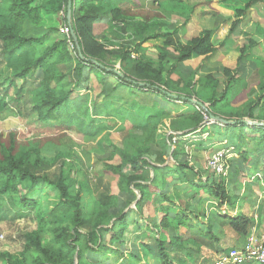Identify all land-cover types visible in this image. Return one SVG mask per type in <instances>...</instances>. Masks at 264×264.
I'll return each mask as SVG.
<instances>
[{
    "label": "trees",
    "instance_id": "obj_1",
    "mask_svg": "<svg viewBox=\"0 0 264 264\" xmlns=\"http://www.w3.org/2000/svg\"><path fill=\"white\" fill-rule=\"evenodd\" d=\"M253 1L247 0L239 8L231 5L235 10V19L231 22L229 30L238 23ZM122 3L123 0H0V64L2 71L6 73L0 85L3 86V82H7L16 87L18 93L28 94L25 102L29 103L30 109L22 113L21 117L28 122L50 127L54 131L59 129L61 132L58 130L54 136L50 137L57 144L64 145L58 149L53 159H48L42 151L47 146H51L50 143L40 145L35 139L17 142L16 133L13 130L8 132L9 141L5 143L1 140L0 133V200L3 199L8 204V208L13 209L15 214L20 216L23 215L22 211L16 212V208L23 211L37 210L36 213H38L37 203L41 201L34 197L33 193H21L23 190L20 189L22 188L20 185L23 182L28 181L30 187L44 182V185L51 186L52 191H55L57 195L53 206L43 209L42 216H38L37 226L23 233L21 250L0 251L1 264L114 263L111 261L112 256L121 251L119 247L125 243L124 231L128 225L127 221L131 213L129 211L135 209L138 215L147 217L143 203L148 199L151 200L150 189L155 186L162 191L159 173L164 171L170 173L176 169L182 173V179L185 178V172L189 173V171L200 175L201 171L190 165L187 160H178L179 154H186L176 143L181 141L183 135L193 132L204 124L203 110L207 115L233 121V124H228L217 120L212 126L222 131H208L209 136L217 133L226 138L241 139L239 143L233 141L229 145H233L244 159L249 152L264 153V122L254 123L248 118H252L253 110L259 107V114L264 119V100L261 102V98L264 97L258 95L252 98L241 110L233 107L229 101L232 90L230 80L238 78L237 71L226 69L228 80L223 84L211 76H196L187 79L182 86L178 87L168 79V75L175 71L178 62L214 52L211 36L216 27L203 30L182 44L173 39L174 33L162 31L160 28L162 24L167 28L172 27L173 23L166 19L154 21L133 19L125 15L121 7ZM159 5L165 11L183 16L185 19L191 11L183 0H163L159 1ZM98 23L106 25L112 36L99 39L94 33V25ZM61 24L69 28V32L65 35L59 34ZM123 30H130L129 40L122 39ZM48 37L52 38L50 44L39 53L32 46L30 49L25 47L27 44L38 43ZM159 37L165 39L163 46L158 47L159 54L155 60L157 66H154V60L142 53L140 55L137 53L146 50L145 43L155 41ZM172 41L175 43L170 52L167 46ZM69 43L76 51L75 57L69 50ZM109 45L112 48H109ZM115 57L122 64V70L127 68L135 76L127 74L119 77L112 71H105L106 67H114L113 63L117 60L114 59ZM93 60L104 67H96L99 72L114 74L120 84H127L133 89L160 93L168 99L193 98L199 102L196 104L199 109L183 114L179 118H172L168 127L162 124L157 125L159 124L157 119H160L162 115L151 117L144 125L132 126L124 133L119 144L112 142L110 131L106 133L104 139L111 143L113 150L106 158H97V162L101 164L102 172L115 177L117 193L110 188L103 208L97 207L101 200L93 199L92 202L84 198L83 192L88 193L86 185L72 176L74 164L72 147L77 143L64 131L71 128L74 117L77 119L84 115L89 116L90 123H94L97 119L92 116V110L90 115L87 101L70 110L73 107L69 99L70 94L78 86L77 81L86 77L88 68L95 66L92 64ZM169 61L172 63L168 66ZM69 64H73L75 69L76 80L74 81L64 69ZM85 67L87 71L83 69ZM34 74H37L38 80L32 87L26 89L21 85L17 88L16 80L25 81L24 79ZM65 77L71 82L70 87H66ZM139 82H144L145 85L141 86ZM20 102L16 104L20 106ZM78 110L77 115L75 111ZM71 111H73L72 119L64 120V116ZM83 125L81 121L78 129L81 133L86 132ZM85 126L89 127L88 122ZM187 128L190 130L187 131ZM178 132L182 133L176 135ZM172 137H178V139L172 142ZM99 140L102 141L103 137ZM154 144L161 145L163 150L171 153L176 163L174 169H169V166L164 164V160L160 165L153 164L149 153ZM60 157H63L64 161L56 180L34 172L33 169ZM258 162L254 165L262 167L264 172V163ZM82 177L84 178L83 174ZM223 177L217 176L200 181L207 192L217 199L219 207L231 200ZM73 182L77 183L76 188ZM134 191L137 195H134ZM120 195L126 197V203L117 210V198ZM162 195L167 196L164 193ZM1 213L2 210H0V217H7ZM182 213L179 215L178 224L185 221ZM168 221L167 215L163 216V220L158 225L147 220L148 228L155 230V234L151 242L140 241L138 245L128 250L125 255L131 264H150L149 258H154L161 264H192V258L198 250L195 244L197 242H194L191 248L190 243H187L189 240L185 241L180 235L166 236L162 232L168 230ZM253 224L254 219L242 212L235 216L225 215L222 221V225L228 226L245 239ZM207 232L204 236L208 234L214 242L218 240L211 226L208 227ZM89 252L97 253L98 256L87 261ZM202 263L209 262L205 259Z\"/></svg>",
    "mask_w": 264,
    "mask_h": 264
},
{
    "label": "crops",
    "instance_id": "obj_2",
    "mask_svg": "<svg viewBox=\"0 0 264 264\" xmlns=\"http://www.w3.org/2000/svg\"><path fill=\"white\" fill-rule=\"evenodd\" d=\"M151 1L161 8L159 1L161 2L163 0ZM183 1L191 10L186 19L183 16L175 15V13L170 14L176 19L171 18V16H169V19L163 17H134L130 9L137 7V5L130 0H123L121 7L125 15L133 19L143 21L166 19L170 21V23H173V26L167 28L162 24L160 27L161 30L174 33L173 39L178 40L182 44L197 36L201 31L211 30L213 27H216L211 36L214 52L178 62L175 71H172L168 75V79L173 85L180 87L187 79L196 76H211L223 84L228 80V75L225 70L230 69L237 71L239 78L234 77L235 79L230 80L232 90L229 101L233 107L241 110L245 108L252 98L258 95L264 97V0H254L232 30L229 29L231 22L235 19V10L231 5L239 8L247 0ZM203 3L208 5L209 8H205ZM99 24L101 23L95 24L94 28ZM119 25L121 26V24ZM172 28L175 29L173 30ZM102 31L104 32L100 34L94 32L99 39L112 36V33L108 32L106 25ZM123 33L122 39L129 40L130 30H123ZM164 39V37H159L155 41L144 44L146 47L144 51L147 52L151 49L155 54V57L147 55V57L154 60V66H157L155 60L159 54L158 47L163 46ZM174 43L172 41L167 46V50L172 52ZM108 47L112 48L110 45ZM140 54L139 52L137 53V55ZM114 63L113 68H104L96 61H92V64L95 66L88 68L89 71L86 77H82L77 81L78 86L69 96L70 103L74 109L77 108L76 106L87 101L90 115L92 110V116L94 117L105 116L107 118L112 117V120H119L121 131L125 132L132 126L144 125L148 119L159 115L162 116L160 119H157V122H159L157 125L162 124L168 127L169 121L172 118H179L181 115L197 109L196 99H168L160 93L133 89L127 84H120L114 74H107L106 72L102 74L103 72H99L96 68L101 67L105 71H112L119 77L127 74H130L132 77L135 76L127 68L122 70L121 68L123 66L119 61H115ZM170 63L172 61L167 63L168 66ZM117 65L119 69L116 67ZM83 69L87 71V67ZM96 71L102 75L96 76ZM110 75H113L115 78H109ZM139 84L141 86L145 85L144 82H139ZM75 86L76 84L74 83ZM172 93L175 92L172 91ZM263 100L264 98H261V102ZM199 101L203 102L201 99ZM133 107H136V109ZM259 113L260 109L258 107L253 110V117L248 118L254 121V123L259 121L264 122V119L261 118ZM221 116L223 117L224 115ZM126 121L129 123V127H126ZM186 130L189 131L190 128ZM208 131L217 132L222 130L212 126V124L210 126L202 124L198 129L186 133V136L181 137V141H178L176 145L182 149L196 143V146H202V149L206 150L210 146H213V142H222L223 145H227L228 142H236L235 138H226L222 134L215 133L209 136ZM183 132L186 131L183 130ZM180 133L182 132H178L176 135H180ZM194 139L196 140L194 141ZM236 151L239 153L238 150ZM198 152L199 150H196L195 153ZM239 154L237 155L234 151L231 152L229 159L232 158L228 160L231 167L228 170V174L223 177L227 194L231 200H228V203L219 207L217 199L210 195L203 187L204 184L200 182L206 178L216 177V175H213L214 173L211 169L203 165V162L202 166H199L195 163L196 158L193 157V161H191L189 156L184 159L179 154L178 160H187L190 165H193L197 170L201 171L200 175L190 171L189 173L185 172V178L182 179V173L174 169L176 163L171 157L170 152L167 153L166 150L161 148V145L154 144L151 153H149V157L154 165H160L164 160V164H167L169 169L172 168L174 171L170 173H167V171L159 173L162 191L152 186L151 200L148 199L143 203V209L145 210L146 216L149 217V221L155 225H158L163 220V216L167 215L169 220V235H180L185 241L189 240L187 243H190L191 248H193L192 244L197 242L195 244H197L198 250L192 258V264H204L202 261L205 259L209 262L207 264H211L218 255L227 249L241 246L244 243L245 238L238 236L228 226L222 225L225 215L235 216L239 212L247 214L254 219V224L250 228V231L255 229L257 234L264 236V172L262 171V167L254 165L259 163L258 161L264 163V153H257V151L249 152L245 159ZM254 176L257 178L253 179ZM243 180H248L247 185ZM240 182L243 184L242 188L238 186ZM249 183H255L256 185ZM228 187L233 188L234 191L229 190ZM162 193L167 196L162 195ZM149 203L154 208L152 211H148L147 204ZM181 212H183L185 221L182 224H178ZM131 214H135L134 219L136 222H139L145 217L144 215L140 216L133 212L130 213L129 217ZM209 226H211L212 232L218 237V240L215 242L213 241L214 239H210L208 234L204 236L205 233H208Z\"/></svg>",
    "mask_w": 264,
    "mask_h": 264
},
{
    "label": "rangeland",
    "instance_id": "obj_3",
    "mask_svg": "<svg viewBox=\"0 0 264 264\" xmlns=\"http://www.w3.org/2000/svg\"><path fill=\"white\" fill-rule=\"evenodd\" d=\"M130 1H133L137 5V7L130 9V12L134 17L135 16L136 17L144 16L145 18L163 17L169 19V16H171L169 12L165 11L163 8H159L151 0H130ZM203 6L205 8H209L208 5H205L204 3ZM171 18L173 17L171 16ZM104 27H105L104 24H99L95 26L94 32L100 34L104 32L102 31ZM24 28L27 29L26 26H24ZM63 28L64 26H62L61 24L59 27L60 35H65V32L62 30ZM51 40H52L51 37L44 38L40 40L38 43L33 42L27 44L25 47L26 49H30V47L32 46L35 49V51L39 53L46 45L50 44ZM69 50L73 55V57H75L76 51L74 50L71 43H69ZM139 53H142L143 55L147 53L145 56L149 55L151 57H155V54L151 49H149L147 52L140 51ZM114 59H117L116 60L117 62L119 61L118 58L116 57ZM1 66L2 65L0 64V82H2L3 79H5V74H6L5 72L2 71ZM116 67L119 69L118 65ZM64 69L66 72L69 73V75H71L74 81L76 76H75V72H74L75 69L73 67V64H69ZM95 74L96 76H101V74L98 73L97 71L95 72ZM36 77L37 74H34L24 79L25 81L20 79L16 80L17 88H19L18 86L21 85H23L26 89L32 87L33 84L36 82L37 79ZM109 78L114 79L115 77L113 75H110ZM3 83H4L3 86L0 85V89H1L0 133L2 135L1 140L7 143L9 141L8 132L13 130L16 133L15 137L17 142L26 141L28 139H35L37 142H39L40 145L44 143H50L51 146H47V148L44 149L42 153L48 159H53L56 153L58 152V149L64 147V145L57 144L56 142L51 140L52 138L50 137V136H54L59 129H56L57 131H54L51 130L50 127H45L39 123L35 124L32 122H28L24 117H21L22 113H26L30 109L29 103L25 102V99L28 98L29 95L23 94V92L18 93V91H16V87L7 84V82H3ZM64 83L66 84V87H70L72 85L71 82L68 81L66 77L64 79ZM17 97L21 98L22 100ZM19 102H20V106L16 104ZM133 108L136 109V107ZM174 108H178V107H174ZM73 109L74 108H70V110ZM72 112L73 111L68 112L63 119L64 120H68L70 118L72 119ZM75 113L78 115L79 110L75 111ZM96 117L99 118H97L96 121H94V123H90V121H88L89 116L84 115L77 119L74 117V122L70 125L71 128H69L68 130L65 129L64 131L77 143L75 144L76 146L72 147V150L74 151L72 153V156L74 157L72 176L75 177L77 181L80 180L82 184L86 185V191L88 193L85 194V192H83L84 198L90 199V201L92 202L94 201L93 199L95 200L98 199L99 201L101 200L100 205L97 207L103 208L104 207L103 203L107 202L110 188H112L113 192H116L117 187H116L115 177L101 171V166H100L101 164L97 162V158H106L113 150L111 143H109L107 140L104 139L105 136L107 135L106 134L107 132L110 131L109 133L111 135L112 142L119 144L121 137H123L122 135H124L125 131H121L119 120H115V119L112 120V117L107 118L105 116H96ZM81 121L84 123L83 128H85L86 132L83 131L82 128H81V130L83 131L82 133L78 130ZM87 122L89 127L85 126ZM125 125L126 127L130 126L127 121ZM58 132L61 131L59 130ZM101 137H103L102 141L99 140V138ZM195 140L196 139H194V141ZM235 140L237 143L242 141L241 139H237V137ZM212 144L213 146H210L209 149L206 150L202 149L203 148L202 146H196V143L192 144L190 146L183 148V151L184 152L186 151L185 152L186 155H182V156L184 157V159L187 156H189V159L191 161H193V157H194L196 158L195 163L197 165L202 166V162H203V165L207 168V159L216 150L223 148L227 150L229 154L232 151L237 153V155L239 154L234 146L232 147L231 145H229V142L227 143V145L226 144L223 145L222 142H218V143L213 142ZM196 150H199V152L195 153ZM229 156H231V154ZM230 159L228 157V160ZM228 160L226 162L228 165L226 175L228 174V170L231 167V165H229L228 163ZM63 161L64 158L60 157L55 160H51L49 161L48 164L39 166L33 170L37 174L46 175L48 176V178L56 180L62 169ZM82 174L84 178L82 177ZM256 178H257L256 176L253 177V179ZM76 182H73L75 188L78 186ZM243 182H246L247 185L248 180H243ZM251 185H256V184L253 183ZM238 186L242 188L243 184L240 182ZM20 187H22L20 189L23 190V192H21L22 194L33 193L34 197H36L37 199L38 198L41 199V201L37 203L38 213H36L37 210L34 211V210L25 209L23 211L16 208L15 209L16 212L22 211L23 214L20 216L16 215L14 210L8 208V204L5 203L3 199H1L0 200V210H2L1 215L5 214L7 217H0V251L9 250L11 252H16L21 250L23 233L31 229H34L37 226L38 216L39 215L42 216L43 209H47L53 206L57 198L56 192L52 191V187L48 185L47 186L44 185V182H41L35 187H30V183L26 181L23 182L22 185H20ZM228 189L234 191L233 188L228 187ZM150 190L152 191V189ZM153 192L155 191L153 190ZM134 193H135L134 195H137L135 191ZM233 193L235 194V192ZM125 203H126V197L124 195H120L117 198V206H116L117 210L121 209V207H123ZM147 206H148V211H152V209H154L150 203L147 204ZM129 212L137 213L135 209H131ZM134 217L135 214H131V216L128 218L127 221L128 225L124 231L125 243L123 246L119 247L121 251L116 252L112 256L111 261L114 262L112 264H131V261H128L125 255L128 252V250L132 249L135 245H138L140 241L151 242V238L155 234V230L152 229L150 230L147 226L148 225L147 220H149L148 216L143 217L139 222H136ZM253 230L255 231V233H257L255 229H252V231ZM162 233L168 236L169 230L167 231L163 230ZM97 256H98L97 253L89 252L87 253L86 260L87 261L92 260ZM149 260L151 261L150 264H161L158 260H155L154 258H149ZM251 264H257V263H251Z\"/></svg>",
    "mask_w": 264,
    "mask_h": 264
},
{
    "label": "built area",
    "instance_id": "obj_4",
    "mask_svg": "<svg viewBox=\"0 0 264 264\" xmlns=\"http://www.w3.org/2000/svg\"><path fill=\"white\" fill-rule=\"evenodd\" d=\"M62 30L65 33L69 32L67 26ZM197 109H199V106H197ZM202 113L205 119L204 125L210 126L216 123V120L211 119L205 110ZM177 139L178 137H172V142H175ZM230 154L223 148L214 151L207 159V168L211 169L217 176H225L228 169L226 162ZM247 262L264 264V236L255 233L254 230L249 232L241 246L230 248L221 253L213 261V264H244Z\"/></svg>",
    "mask_w": 264,
    "mask_h": 264
},
{
    "label": "water",
    "instance_id": "obj_5",
    "mask_svg": "<svg viewBox=\"0 0 264 264\" xmlns=\"http://www.w3.org/2000/svg\"><path fill=\"white\" fill-rule=\"evenodd\" d=\"M72 34H73V31H72ZM195 102H196V104H199L198 101H195ZM210 118L213 119V120H216V121L219 120L220 122H224V123H228V124H233V121H225L222 118L216 117L214 115H210ZM248 123H250V122H248Z\"/></svg>",
    "mask_w": 264,
    "mask_h": 264
}]
</instances>
